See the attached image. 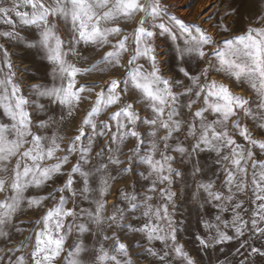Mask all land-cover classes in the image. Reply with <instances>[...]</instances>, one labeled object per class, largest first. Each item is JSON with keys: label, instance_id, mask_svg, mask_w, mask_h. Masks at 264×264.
I'll return each instance as SVG.
<instances>
[{"label": "snow or ice", "instance_id": "1", "mask_svg": "<svg viewBox=\"0 0 264 264\" xmlns=\"http://www.w3.org/2000/svg\"><path fill=\"white\" fill-rule=\"evenodd\" d=\"M6 3L7 0L0 2V21L13 25L10 17L15 16L21 24L36 25L39 28V39L24 41V38L14 30L0 33V38L9 42L24 41L29 48L39 44L46 50L49 61L54 65L52 71L54 79L57 73L60 74L59 87L31 85L34 95L53 98L60 104L69 106L73 102L79 103L81 93L85 91L93 92L95 95L93 105L77 126L76 135L69 140L66 151L79 152V160L86 165L90 162L91 154L99 138L107 137V142L99 145L100 151L96 152V156L103 157L105 148L108 149L109 154L107 164L99 163L93 165V168L84 170L83 165L78 162L64 174L63 168L69 163V156H57L58 152L65 151L62 147L64 137L56 134L49 137L33 133L31 130L33 116L27 110L29 101L19 95L20 87L14 82L15 72H10L7 77L0 79V89H3V94L0 95V108L12 121L10 126L0 124V195L3 196V199H0V236L6 234L4 229L16 218L25 204L29 208L33 206L39 208L49 198L57 199L54 193L39 198H28L25 192L29 187L39 188L53 176L57 178L61 175L65 176L64 183L54 190V192L65 194L60 195L57 203L47 209L37 222L42 223L43 226L35 232V242L31 244V251L27 258L31 264H56L64 253L67 239L73 231V225H66L65 221L78 216L74 208L66 207L67 192H71L73 198L79 197L84 200H89L91 195L92 203L95 205L91 211L80 210L88 217V220L76 225V229L84 233L90 231L94 225L96 230L103 234L105 242L114 240L110 248L101 244L92 252L91 257L83 243H74L68 252L67 264H84L81 253L83 257L91 260V264H134L129 245L117 235L118 230L124 229L141 233L146 237L148 245L141 246L137 242L136 246L142 247L146 257L154 258L155 264H171L170 257L179 258L181 264H196L195 259L186 251L185 245L179 243L169 212V206L173 204V198L176 196L169 186L173 183L175 176L183 175L179 169L173 167V156L167 154L169 148L178 154L188 155L191 154L189 148L192 152L207 149L214 151L218 160L225 164V176L219 186L212 182L197 181V190L193 193L194 199L203 198L205 202H217L220 212L215 217L217 223H204L206 231L202 233V238H197L204 250L232 238L221 230V224L225 228H235L237 235H243L244 230L248 228L249 221L244 220L242 216L243 201L237 198V194H246L248 191L249 163L252 167V192L255 201L260 202L252 213L251 228L264 235V228L259 227V224L264 222V158H256L257 153L253 151L258 147L260 156L264 157V139H254L248 127L242 126L239 120L240 113H243L245 117L260 121L258 127L264 128V27L249 26L242 34L225 40L223 50L219 52L213 50L221 65L219 70L226 71L237 79L246 77L252 89L257 92L260 97L257 105L259 111L254 114L250 101L241 95L234 94L224 84L207 80L212 67L210 62L208 68L201 69L200 76L191 75L181 67L180 72L190 81L187 85L182 80L165 77L162 74L159 66L160 53L157 52L153 43V37L157 33L150 30V27L159 29L161 34H167L172 40L177 39L178 31L184 39V47L177 48L181 57L195 53L203 59L208 55L204 50L205 47L215 43L212 37L199 27L195 28L194 33L184 21L174 15H168V6L163 4L162 0H11V6H5ZM21 8L31 10L20 11ZM136 15L140 16L137 26L130 34L122 35L124 29L119 21L123 19L126 22ZM54 16L65 19L71 17L74 26L78 22L79 39L86 43L111 44L112 50L102 57L106 64L121 68L146 58V62L151 65V70L146 72L142 65L136 64L127 73V79H110L99 92H95L94 88H86L84 85L78 86L77 77L89 69L77 67L66 59L68 54L62 50V41L56 34L58 29L52 23L51 18ZM165 16L168 23H164ZM221 27L223 28V25ZM223 30L227 31V28ZM111 37H116L115 43H112ZM0 52L7 59V67L12 69L13 65L3 44H0ZM73 54L76 53L73 52ZM125 55H127L126 60ZM201 77L205 78L203 83ZM65 79H67L66 85ZM121 81L124 87H121ZM181 85L184 87L182 93L174 91V86ZM129 91L139 93L140 100L137 102H147L146 107L150 109L151 116L141 119L135 102H123L124 95ZM181 95H188L190 98V102L186 105L190 119L176 107L178 97ZM117 104L120 107L116 111L109 112L106 120H97L101 113ZM37 107L42 108L43 105H37ZM209 112L216 114L217 118L209 120L206 115ZM175 117H181V119ZM233 117L237 118L233 119ZM229 124L252 147L238 143L229 131ZM142 125L147 128L145 133L139 131ZM85 126L90 130L87 143L82 141V137L86 135ZM37 127L47 128L49 122L40 119ZM10 133H14L15 139H9ZM174 134H185L186 138H192L193 142L189 144V148L183 146V141L170 145L169 141ZM29 137H31L30 140ZM129 139L135 140L129 152L139 156L141 163L147 166L148 174L144 176V179L154 177L151 191L155 193L158 185H164L159 188V193L161 199H165L167 203L154 204L151 195L139 198L138 202L136 194L118 189V195L128 203L125 208H121L116 201H113L109 208L107 195L111 189L112 177L105 174L109 164L124 163L116 153L123 154L122 145ZM145 139H147L148 148L144 155L140 156V146L144 144ZM161 142H163V148H161ZM26 145L30 146L25 147ZM157 155L159 159L156 158ZM16 157L18 158L13 163V158ZM50 160L56 162L45 163ZM132 160L133 155H128V165H131ZM131 170L130 166H126L122 172ZM199 172L201 169L196 168L193 176L195 177ZM76 173L80 176L78 184H74ZM96 173L100 174L98 193L90 187V178ZM128 207L148 218L143 227L134 228L131 222L125 225V221L132 215L127 213ZM229 209L233 213L230 222L223 218V213ZM153 218L166 223L164 226L153 225L150 222ZM109 230H113L111 236L108 235ZM26 239L31 241L32 238ZM157 240L163 245L162 248L156 249L149 246ZM18 250L23 251V248ZM252 251L260 250L254 248ZM260 254L264 255V253ZM27 260L23 255L16 256L15 264H27Z\"/></svg>", "mask_w": 264, "mask_h": 264}, {"label": "rangeland", "instance_id": "2", "mask_svg": "<svg viewBox=\"0 0 264 264\" xmlns=\"http://www.w3.org/2000/svg\"><path fill=\"white\" fill-rule=\"evenodd\" d=\"M0 2H3V0H0ZM162 3L168 6V15H174L184 21L186 25L193 29L194 33L195 28L199 27L215 41L214 44L205 47L204 50L208 55L203 59L195 53L181 57L177 52V48L184 47V39L180 36L178 31L176 32L177 39L172 40L167 34H161L159 29L149 26L150 30L157 33V35L153 37V43L156 46L157 52L160 53L161 63L159 66L162 74L165 77L182 80L184 84L187 85L190 84V81L184 77L179 69L182 67L191 75L200 76L201 69L208 68L210 62L212 67L207 80L209 82L215 80L218 83L226 85L234 94L243 96L250 101V107L253 113L256 114L259 111L257 105L260 102V97L257 95V92L252 89L249 80L244 76L237 79L234 75H229L226 71L219 70L221 69V65L213 50L216 52L223 50L225 40L242 34L249 26L254 28L264 27V0H162ZM5 6H11V0H7ZM30 10V8L20 9V11ZM10 19L13 20V25L0 21V33L14 30L24 38V41L33 40V38H35V40L39 39V28L36 25L21 24L15 16L10 17ZM51 19L52 23L55 24L58 29L56 34L62 41V50L68 54L66 59L74 63L77 67L89 69L86 73L77 77L78 86L84 85L86 88H94L95 92H99L102 87L106 86V82L110 79H127V73L134 68L136 64L142 65L146 72L151 70V65L146 62V58H141L136 61L135 64L125 65L121 68L106 64L102 57L106 52L112 50L111 44L100 45L92 42L86 43L80 40L77 31L78 22L74 26L71 17L65 19L64 17L57 18L54 16ZM139 19V15H136L126 22L121 19L119 24L124 29L122 35L130 34L137 26V21H139ZM164 23H168L167 16L164 17ZM222 25L223 28H227V31L223 30L221 27ZM110 39L112 43H115L116 37H111ZM24 41L13 40L9 42L0 38V44H3L4 48L7 49L8 58H10L13 65L12 69H9L7 67V59L4 57L3 53L0 52V79L7 77L10 72H15L14 82L20 87L19 95H22L29 101L27 110L33 116L32 132L38 133L41 136L50 137L56 134L57 136L64 137L62 147L65 151L57 153L58 157L64 155L69 156V163L63 168L64 174L78 162L83 165L84 170L93 168V165L99 163L107 164L109 162L107 148H105V155L103 157L96 156V152L100 151L99 145L105 144L107 142V137L99 138V142L91 154L90 162L86 165L83 161L79 160V152L68 153L66 151L69 146V140L76 135L77 126L80 125L87 111L94 103V93L88 91L81 93L80 102H73L71 106L60 104L53 98L34 95L31 85L40 84L48 88L53 86L59 87L61 84L60 74L57 73L54 79L52 75L54 65L49 61L48 53L42 46L37 44L36 47L29 48ZM73 52L76 54L74 55ZM124 59H127V55H125ZM204 80L205 78L201 77L202 83ZM64 83L66 85L67 79L64 80ZM121 87H124L122 81ZM130 87L131 85L129 84V88ZM8 91H11L10 87ZM174 91L182 93L184 91L183 85L174 86ZM2 94L3 89H0V95ZM139 100L140 95L135 91H129L123 97V102H135L136 110L141 119L151 116L150 109L146 107L147 102H137ZM189 102L190 98L188 95H181L178 97L176 107L182 110L186 118L190 119V117H188L189 110L186 107ZM37 105H43V107L39 108ZM119 107L120 105L117 104L108 108L97 117V120H106L108 118V113L116 111ZM197 107H199V105H197ZM206 115L209 120L217 118V115L211 112ZM175 118L181 119V117ZM236 118L237 117H233V119ZM40 119L48 121L49 127L43 129L38 128L37 124ZM239 120L242 126L246 125L248 127L254 139H264V128L258 127L260 121L254 120L251 117H245L243 113H240ZM11 123L12 121L10 118L5 115L3 109L0 108V124L10 126ZM85 130L86 135L82 137V141L87 143V135L90 134V130L87 126H85ZM139 131L145 133L147 131L146 126L142 125ZM229 131L238 143L252 147L239 136L237 130L231 128V124H229ZM162 134L163 133H161V135ZM9 139H15L14 133L9 134ZM28 139L30 140L31 137ZM177 141H183V146L186 148H189V144L193 142L192 138H186L185 134H174L169 144L175 145ZM45 143L47 142L45 141ZM133 144H135V140L129 139L122 145L123 154L116 153V155H118L119 159L124 161V163L119 165L109 164L108 171L105 174L106 176L110 175L112 177L110 180L111 189L107 195L109 208L113 201H116L121 208H125L128 203L118 195V189H123L127 193L136 194L138 202L139 198L145 195H151L153 196L154 204L167 203L165 199H161L159 193V188L164 187V185H158L157 191L153 193L151 188L152 179H154V177L148 180L144 179V176L148 174V169L146 165L141 163L139 156L129 152ZM29 146L30 145H26L25 147ZM140 148L141 151L139 155L142 156L148 148L147 139H145L144 144H142ZM161 148H163V142H161ZM226 151L227 150H225V152ZM253 151L257 153L256 158H264L260 156L258 147L254 148ZM189 152L191 153L190 155L178 154L172 151L171 148H169L167 152L168 155L173 156V167L179 169L183 174L182 176H175L173 183L169 186L171 191L176 193V196L173 198V204L169 206V212L174 222L179 243L185 245L186 251L195 259L196 264H264V255L260 254L264 253V235H261L258 231L251 228L252 213L260 203L259 201H255V196L252 192L251 163H249L248 166V191L246 194H237V198L243 201L242 216L244 220L249 221L248 228L244 230L243 235H237L235 228H225L224 225L221 224V230L225 231L232 238L204 250L198 243L197 238H202V233L206 231L204 229V223H217L215 217L220 214V212L217 207V202H205L203 198L199 200L194 199L193 193L197 190V181L203 183L212 182L219 186L225 176V164L218 160L217 154L214 151L204 149L203 151L196 150L192 152L189 148ZM128 155H133L131 165H128ZM17 158L18 157L13 158L12 162L14 163ZM156 158L159 159V155H157ZM55 162V160H50L45 163L54 164ZM126 166H130L132 170L126 173L122 172V169ZM196 168H200L201 172L196 173L194 177L193 173ZM141 173H143V175H141ZM64 179V175L59 176V178L53 176L45 185L39 188L32 186L26 190L25 196L28 198H39L48 196L49 193H54L57 199L49 198L39 208L35 206L29 208L26 204L22 207L16 218L4 229L6 234L0 236V264H15V257L20 255L25 256L27 260L28 254L31 251V244L35 242V232L39 231L43 226L42 223L37 222L40 221L47 209L57 203L59 196L65 194L54 192L58 186L64 183ZM79 182L80 176L76 173L74 174V184H78ZM90 187L94 189L95 193H98L100 188L99 173H96L90 178ZM225 191L227 190L225 189ZM66 195L68 197V204L66 207L74 208L78 216L75 219L69 218L65 221L66 225H73V231L67 239L64 253L56 264H67L68 252L72 249L74 243H83L88 250L89 257H91L92 252L97 250L101 244L110 248L114 243V240L105 242L103 234L98 232L94 225L91 227L90 231L84 233L76 229V225L85 223L88 220V217L81 213L80 210L87 209L91 211L92 208L95 207L94 203H92L91 195L89 200H84L79 197L73 198L71 192H67ZM204 195L206 196V194ZM0 199H3L2 195H0ZM73 199H75V203H73ZM127 213H131L132 215L129 217V220L125 221V225L131 222L134 228H140L148 221L147 217H143L139 211L133 210L130 207L127 208ZM232 215L233 213L231 209H229L223 213V218L230 222ZM150 222L153 225L161 224V226H164L166 223L158 221L155 218ZM259 227L264 228V222L260 223ZM112 231L113 230L108 231L109 236L112 235ZM117 235L122 241L129 245L134 264H155L154 258L146 257L143 254L142 247L136 246L137 242L141 246L148 245V241L143 234L124 229L118 230ZM27 237H31V241L26 239ZM24 245H28V247H24ZM149 246H153L156 249L163 247L158 240L153 241ZM20 248H23V251H19L18 249ZM254 248L260 251L253 252L252 249ZM81 257L84 260V264H91V260L88 257H83V253H81ZM170 262L171 264H181L179 258L170 257ZM27 264H31L30 260H27Z\"/></svg>", "mask_w": 264, "mask_h": 264}]
</instances>
